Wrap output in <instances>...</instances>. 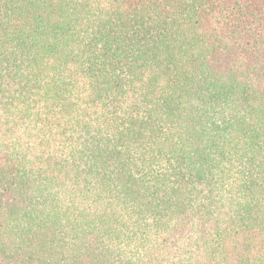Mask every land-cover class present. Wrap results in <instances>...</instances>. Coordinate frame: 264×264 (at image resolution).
Segmentation results:
<instances>
[{
  "label": "trees",
  "instance_id": "trees-1",
  "mask_svg": "<svg viewBox=\"0 0 264 264\" xmlns=\"http://www.w3.org/2000/svg\"><path fill=\"white\" fill-rule=\"evenodd\" d=\"M0 264H264V0H0Z\"/></svg>",
  "mask_w": 264,
  "mask_h": 264
}]
</instances>
